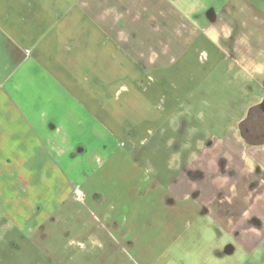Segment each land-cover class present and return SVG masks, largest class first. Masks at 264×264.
<instances>
[{
  "label": "rangeland",
  "instance_id": "obj_1",
  "mask_svg": "<svg viewBox=\"0 0 264 264\" xmlns=\"http://www.w3.org/2000/svg\"><path fill=\"white\" fill-rule=\"evenodd\" d=\"M178 6L207 39L193 51L205 76L179 73L171 85L189 87L181 104L198 107L190 117L177 108L144 141L133 127L143 110L118 109V93L104 114L85 95L83 103L95 68L79 47L68 44L58 54L67 57L45 69L25 65L27 79L15 74L10 120L14 132L30 130L22 146L30 168L0 172V264H264V145L231 135L245 107L264 104V0ZM258 115L239 126L242 135ZM44 134L67 148L57 163ZM79 187L86 198L77 190L68 198Z\"/></svg>",
  "mask_w": 264,
  "mask_h": 264
},
{
  "label": "crops",
  "instance_id": "obj_2",
  "mask_svg": "<svg viewBox=\"0 0 264 264\" xmlns=\"http://www.w3.org/2000/svg\"><path fill=\"white\" fill-rule=\"evenodd\" d=\"M179 3L180 0H0V151L3 146L6 148L1 151L4 160H0V172H8L13 167L30 168V152L27 158L22 147L28 143L30 130L23 126L14 132L16 126L10 120L14 115L10 112L14 110L8 96L17 90L11 80L21 72L23 79H27L31 75L30 65L45 69L46 64L61 63L67 56L58 54L68 44L79 47L78 56L86 57L88 65L95 68L91 79L94 87L87 94L82 90L81 100L85 95L86 104L98 110L102 107L103 113L97 112L104 114L113 109L112 102L116 101L112 96L118 93V109L143 110L142 119L133 126L136 127L134 134L138 135L136 141L146 140L151 135L150 127L157 128L159 122L172 118L177 108L185 105L186 116L190 117L197 103L181 102L190 98L191 89L173 88L171 78L179 73L176 77L179 79L180 76L188 80L205 76L202 62L193 53L197 50L195 43L201 39L205 43L207 39H198L202 31L186 16L193 13L181 10ZM101 61L106 62L105 69L96 65ZM204 63L208 64L209 58ZM25 65L31 68L21 71ZM175 65L181 69L174 74ZM73 76L65 79L72 82L76 79ZM199 106L207 107L206 103ZM250 108L245 107V111L248 113ZM197 116L200 120L205 117L201 113ZM245 118L240 119V114L234 118L231 134L239 135L244 142L239 126ZM39 126L45 132V124ZM140 128L143 137L138 133ZM44 142L50 145L49 160L57 163L56 159L66 154L67 148L53 144L52 139L46 140L45 136ZM262 145L264 141L250 146ZM82 149L78 148L77 152ZM68 152L71 156L76 154L71 149ZM15 156L19 161H14ZM76 190L81 194V201L86 198L83 187L69 190L68 198H74L71 193ZM73 198L71 201H75ZM17 215L20 217L19 214L9 217ZM230 252L226 248L225 253Z\"/></svg>",
  "mask_w": 264,
  "mask_h": 264
},
{
  "label": "flooded vegetation",
  "instance_id": "obj_3",
  "mask_svg": "<svg viewBox=\"0 0 264 264\" xmlns=\"http://www.w3.org/2000/svg\"><path fill=\"white\" fill-rule=\"evenodd\" d=\"M260 105L263 103L256 104L251 107L246 115V119H250L254 112H257L260 117L253 116L250 125L244 129L243 138L247 143H258L261 144L264 141V108L262 109ZM243 124V123H242Z\"/></svg>",
  "mask_w": 264,
  "mask_h": 264
},
{
  "label": "water",
  "instance_id": "obj_4",
  "mask_svg": "<svg viewBox=\"0 0 264 264\" xmlns=\"http://www.w3.org/2000/svg\"><path fill=\"white\" fill-rule=\"evenodd\" d=\"M260 106H261L262 109L264 108V104L263 105H260Z\"/></svg>",
  "mask_w": 264,
  "mask_h": 264
},
{
  "label": "trees",
  "instance_id": "obj_5",
  "mask_svg": "<svg viewBox=\"0 0 264 264\" xmlns=\"http://www.w3.org/2000/svg\"><path fill=\"white\" fill-rule=\"evenodd\" d=\"M262 143H263V142H262ZM262 143H261V144H262Z\"/></svg>",
  "mask_w": 264,
  "mask_h": 264
}]
</instances>
